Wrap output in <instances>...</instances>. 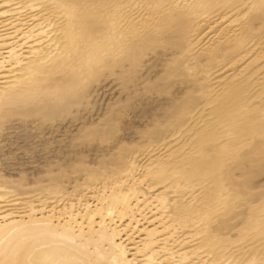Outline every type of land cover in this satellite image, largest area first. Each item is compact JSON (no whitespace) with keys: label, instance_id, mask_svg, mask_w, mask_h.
Masks as SVG:
<instances>
[{"label":"snow or ice","instance_id":"1","mask_svg":"<svg viewBox=\"0 0 264 264\" xmlns=\"http://www.w3.org/2000/svg\"><path fill=\"white\" fill-rule=\"evenodd\" d=\"M35 7L41 12L48 10L47 49L41 41V49L33 53L35 59L13 63L24 72L15 83L0 88V128L13 131L18 149L5 156L4 162L20 171L33 166L46 172L49 179L79 180L83 175L87 180L101 172L114 175L120 168L125 176L143 174L132 153L145 142H149V150L163 147L168 142L157 143L159 135L164 128L174 132L175 123L164 125L153 119L148 126L135 127L137 121L147 119L154 101L161 102L157 96L174 100V93L183 92L182 100L193 99V81H200L197 74L211 63L213 53L208 48L190 46L173 55V22L185 13L197 20L203 14L209 22L214 17L217 23L205 38L227 25L229 33L238 30L230 39L240 43L258 39L264 52V0L106 4L50 0ZM98 10L107 13L112 33L103 42L90 38L94 27L90 19ZM7 15L0 11V17ZM65 17L79 22L65 27ZM160 50L163 57L153 60ZM260 64L264 65V55ZM4 67L0 61V69ZM260 71L264 77V68ZM109 92L114 100L108 97ZM243 95L245 102L233 100L213 118L211 129L190 123L177 134L189 141L180 155L191 148L198 159L187 157L173 164L175 154L170 153L161 155L147 169L141 184L163 188L166 210L175 213L185 230L190 225L196 234L194 242L204 245L190 258L187 254L180 261L149 258V264H264V78L258 95ZM101 96L108 100L107 110L99 122L89 123L87 110L93 102L102 107ZM129 136L134 143L123 142ZM91 211L88 205L81 219L75 204L71 213L65 208L59 217L54 209L45 215L47 208L37 210L35 206L8 210L0 216V264H139L135 258L127 259L128 252L120 245L110 251L104 247L114 244V235L108 238L95 231L94 221L103 212L89 217ZM200 253H207V259H197Z\"/></svg>","mask_w":264,"mask_h":264},{"label":"bare ground","instance_id":"2","mask_svg":"<svg viewBox=\"0 0 264 264\" xmlns=\"http://www.w3.org/2000/svg\"><path fill=\"white\" fill-rule=\"evenodd\" d=\"M48 2L50 0H0V11L8 13L6 17H0V61L6 65L0 69V88L6 83H15L20 79L19 74L24 72L23 68L13 67V63L19 65L35 59L33 53L41 49V41L44 42L43 47L47 49L48 36L44 35V32L48 26L46 15L48 10L41 12L35 6ZM64 2L106 4L146 3L149 0H64ZM180 2H192V0H180ZM212 2L229 3L236 0H212ZM6 4H11L13 7H3ZM28 4L34 7L27 9L16 7V5ZM224 14H228L227 10H224ZM76 15L78 17L80 13L77 12ZM33 17H36L34 22ZM78 22V19L70 20L66 17L62 20L65 27ZM90 23L94 26L90 32L92 40L103 42L111 37L110 21L103 10H98L90 19ZM215 23L217 22L214 17L212 22H209L203 18V14L197 20L189 13H185L182 19L173 22L172 46L175 49L173 55L178 56L190 46L198 50L208 48L213 55L210 57L211 63L197 74L202 79L193 81V99L182 100L183 92L174 93L176 96L174 100H170L168 96L163 98L157 96V101L161 102L154 101L155 107L150 108L146 113L149 114L150 119L143 126H148L150 121L156 119L162 121L164 125L174 122L175 131L169 132L167 128L162 130L157 143L167 141L168 143L163 144V147H152L149 150V142H145L132 153V156L140 161V168L144 170L139 176H125L122 168L114 175L104 176L101 172L100 175H94L87 180L83 175L79 180L49 179L46 172L34 169L33 166L25 167L20 171L14 165L4 162L5 156H11L18 149L13 131L5 132L0 128V197H2L0 216L7 215L8 210L35 206L37 210L47 208L48 212L45 215L50 214L54 209L59 217L65 208L71 213L75 204L76 213H79L83 219L87 206L91 205L92 211L87 213L89 217L103 212V215L94 221L95 231L104 233L108 238L114 235V244H106L104 247L110 251L114 245H120L128 252L127 259L135 258L139 264H149V258L158 262L165 259L171 261L174 257L176 261H180L186 258L183 254H187V258H190L197 249L203 247L202 242H194L196 234L191 226L189 225L188 230H185V226L178 222L175 213L166 210L167 206L163 203L166 199L165 190L163 188L156 190V185L141 184V181L144 175L148 174L147 169L153 167L161 155L175 154L173 164L187 157H191L192 161L198 159L191 148L184 152L183 156L180 155L189 142L184 137L177 136L181 129H187L190 123L204 124L206 128L211 129L214 124L213 118L218 117L222 109L231 105L233 100L242 104L245 102L243 95L245 92L259 94L260 81L264 78L260 71L264 68V65L260 64V58L264 55L259 49L260 41L257 39L253 43L249 38L246 43H240L230 39L232 33L238 30L233 29L232 33H229L227 25L224 26L223 31L217 28L205 38L206 33ZM158 57H163V50L153 55V60ZM40 59L44 57L41 56ZM156 67L157 65L154 64L153 70ZM159 67L163 69L164 64L161 63ZM145 75L148 73L146 72ZM116 96H119V92H116ZM108 97L115 99L111 92L108 93ZM100 100L103 101L102 107L93 102V106L87 110L89 123L94 120L99 122L104 111L107 110L108 100L104 96H101ZM158 111L159 115H156ZM59 127L57 125V130ZM173 136H177V139H172ZM123 142L135 141L129 136ZM12 146L15 147L11 148ZM12 169L15 172L11 171ZM110 211L112 215H109ZM84 223L87 228L88 221L85 220ZM185 240L188 241L187 247ZM207 257V253H200L197 259L203 261Z\"/></svg>","mask_w":264,"mask_h":264},{"label":"rangeland","instance_id":"3","mask_svg":"<svg viewBox=\"0 0 264 264\" xmlns=\"http://www.w3.org/2000/svg\"><path fill=\"white\" fill-rule=\"evenodd\" d=\"M146 115H147V119H146V120H139V121H137L135 127H140V126H142L144 123H146L147 121H149L150 116H149V114H146ZM13 147H15V146H12L11 148H13ZM9 167H11V166H9ZM13 167H14V166H13ZM11 171L15 172V170H13V169H12Z\"/></svg>","mask_w":264,"mask_h":264}]
</instances>
